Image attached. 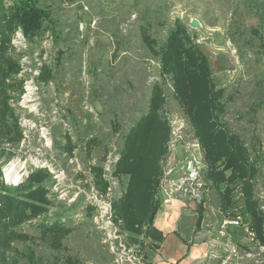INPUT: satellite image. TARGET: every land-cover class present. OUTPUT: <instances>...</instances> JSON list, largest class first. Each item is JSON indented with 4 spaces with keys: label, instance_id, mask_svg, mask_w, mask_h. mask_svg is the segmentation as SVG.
Masks as SVG:
<instances>
[{
    "label": "rangeland",
    "instance_id": "1",
    "mask_svg": "<svg viewBox=\"0 0 264 264\" xmlns=\"http://www.w3.org/2000/svg\"><path fill=\"white\" fill-rule=\"evenodd\" d=\"M32 6L46 18L38 34L29 37L22 30L24 18L19 24L14 16ZM193 19L201 26L193 27ZM174 20L204 38L200 46L214 80L226 90L222 119L251 149L256 147L253 159L260 173L254 198L264 217V0H0V224L13 217L9 210L15 206L4 200L8 187L16 202H23L24 217L11 227L27 238L18 243L20 249L26 246L21 264H151L147 222L127 228L116 214L114 203L128 177L115 171L125 136L147 113L157 84L167 97L162 116L169 127L158 162V202L174 128L184 123L183 139L199 141L189 119L178 112L161 62L144 41L148 35L163 42ZM18 31L25 49L13 43ZM27 81L37 89V109L19 102ZM201 147L207 199L219 206ZM111 156L115 161L107 170ZM13 164L15 179H5ZM234 182L241 186L234 196L243 194L246 181ZM35 188H43V204L31 213L28 205L40 204L19 193ZM93 189L110 203L106 214L90 197ZM243 199L232 206L242 210ZM56 222L66 232L54 238L42 225Z\"/></svg>",
    "mask_w": 264,
    "mask_h": 264
},
{
    "label": "trees",
    "instance_id": "2",
    "mask_svg": "<svg viewBox=\"0 0 264 264\" xmlns=\"http://www.w3.org/2000/svg\"><path fill=\"white\" fill-rule=\"evenodd\" d=\"M34 6L25 13L14 16L19 24L20 18L21 21L24 18L22 30L29 37L38 34L46 18L45 11ZM144 41L150 52L161 62V76L172 83L173 97L180 107L178 112L189 119L193 127L191 134L199 139L205 150V160L209 165L206 177L211 179V186L219 198V206L224 211L231 208L235 202L236 190L241 189L234 181H246L241 197L244 198V222L254 228L258 241L264 245V217L258 201L254 198V182L260 173L253 159L256 147L253 144L251 149L248 142L222 119L227 111L226 90L216 84L209 57L195 43V37L187 25L180 20L171 23L163 42H153L148 35H144ZM166 104L167 97L162 86L155 85L147 113L125 136L115 171L120 176L128 177L124 193L114 203L116 214L127 228L132 229L147 222V235L150 240L147 245L150 244L153 249L157 248L156 242L163 239L162 233L153 226V222L161 204L155 198L159 177L158 162L169 136L168 124L162 116ZM96 140L94 137L90 143L94 144ZM262 158L264 160L263 155ZM2 168L0 164V171ZM248 179L253 183H248ZM3 185L0 180V192ZM5 188L4 200H9L15 207L9 210L10 216H13L10 221L4 226L0 224V264H21L20 258L24 252L20 251H26V246L20 249L18 243L26 242L27 238L21 231L11 227L15 228L14 225H18L24 217L21 213L23 202H16V195L10 193V188ZM42 190L43 188H35L33 191L19 193L22 197L36 200L40 204L36 207L28 205L31 213H37V209L43 204ZM64 228L59 222L42 225L43 231H53L54 238L59 231L65 234ZM146 246L143 245L142 248Z\"/></svg>",
    "mask_w": 264,
    "mask_h": 264
},
{
    "label": "crops",
    "instance_id": "3",
    "mask_svg": "<svg viewBox=\"0 0 264 264\" xmlns=\"http://www.w3.org/2000/svg\"><path fill=\"white\" fill-rule=\"evenodd\" d=\"M207 192L201 200L177 197L170 206L160 204L153 226L163 239L152 250L151 264H264L259 245L241 228L222 227L227 218L245 221L242 210L233 205L224 211L207 199ZM242 196L239 193L235 201Z\"/></svg>",
    "mask_w": 264,
    "mask_h": 264
},
{
    "label": "built area",
    "instance_id": "4",
    "mask_svg": "<svg viewBox=\"0 0 264 264\" xmlns=\"http://www.w3.org/2000/svg\"><path fill=\"white\" fill-rule=\"evenodd\" d=\"M14 45L19 48V50L25 49L27 46L24 35L21 31H18L16 36L13 39ZM204 42V38L195 37V43L201 45ZM23 52V50H22ZM25 52V51H24ZM23 59H27V55H23ZM24 94L20 97V104L29 103L32 108L37 109L38 104L36 103L37 99V89L32 85L30 81H27ZM184 128V123H178V125L173 130L172 140L169 146V152L166 156L163 185H162V199L161 203L166 206H170L174 198L180 197L182 199L189 200H201L204 198L205 193L207 192L206 182L203 179L204 176V164H203V149L201 144L196 139H191L185 141L182 137L181 131ZM185 141V142H184ZM183 146V148L181 147ZM182 148L184 151L180 150ZM184 152V154H183ZM179 154L181 156H179ZM115 158V157H113ZM112 156L110 161L107 163V170H111L112 162L115 161ZM7 169L8 173L4 172V178H9L10 180L15 179V168L17 165ZM4 167L3 171H7ZM110 188V187H109ZM92 199L97 200L102 203V208L100 212L106 214V211L110 209V203L103 200V198L98 195L95 189L90 193ZM261 209L264 211V205H261ZM97 216L96 218H98ZM228 225H233L236 228H241L245 233L249 241L260 247V255L264 256V245L258 241V237L254 228L245 223L240 217L237 218H227L222 222V227L226 228ZM251 256V254H249ZM262 259V258H261ZM258 264H262L261 261H258Z\"/></svg>",
    "mask_w": 264,
    "mask_h": 264
},
{
    "label": "water",
    "instance_id": "5",
    "mask_svg": "<svg viewBox=\"0 0 264 264\" xmlns=\"http://www.w3.org/2000/svg\"><path fill=\"white\" fill-rule=\"evenodd\" d=\"M191 25L193 27H200L201 26V23L199 22L198 19H193L192 22H191Z\"/></svg>",
    "mask_w": 264,
    "mask_h": 264
}]
</instances>
